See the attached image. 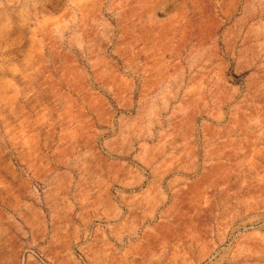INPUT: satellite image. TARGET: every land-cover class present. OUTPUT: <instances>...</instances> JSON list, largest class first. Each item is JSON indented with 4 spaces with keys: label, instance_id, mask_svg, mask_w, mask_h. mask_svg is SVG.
I'll return each mask as SVG.
<instances>
[{
    "label": "rangeland",
    "instance_id": "rangeland-1",
    "mask_svg": "<svg viewBox=\"0 0 264 264\" xmlns=\"http://www.w3.org/2000/svg\"><path fill=\"white\" fill-rule=\"evenodd\" d=\"M0 264H264V0H0Z\"/></svg>",
    "mask_w": 264,
    "mask_h": 264
},
{
    "label": "crops",
    "instance_id": "crops-1",
    "mask_svg": "<svg viewBox=\"0 0 264 264\" xmlns=\"http://www.w3.org/2000/svg\"><path fill=\"white\" fill-rule=\"evenodd\" d=\"M192 163L194 162L195 165H205V168H200L197 167L194 171L196 176L195 177H202L207 176L209 172L211 173V170L215 171V168L212 167L213 165H219V163H222L224 165L225 159L224 158H212V157H206L205 159L199 161V159L192 158L191 159ZM217 170V169H216ZM213 171V172H214ZM222 172H225V169H222ZM191 180L190 182L183 181L184 187H193L194 185H197L201 187V196L205 201V204L202 206H199L200 209L205 210V211H200L197 215H194L193 213L191 215H188L186 210H183V207H178L176 208V220H188L190 222L189 226H186V231L184 233V237L186 238L185 242H179L185 243L188 245L192 244H203V245H213L215 244V238L211 237L208 238L206 232L199 233V230H210L214 229L217 232V235L219 237L222 236L223 231L229 226L231 222L232 215H237L238 213H241L242 211H245V201L244 202H238L236 205H232L231 201V194L228 188H225V182L219 179H213V180H204L201 182V180ZM183 186V185H182ZM210 188H215L218 189L216 194V200L210 199L208 203H206L208 199L207 195V190ZM191 199L194 198L193 194L190 195ZM242 204V205H241ZM254 209H257V206H254ZM233 210V211H232ZM195 220L200 221H209L213 222V225H203V226H198L194 222ZM200 236L202 237V240H200ZM207 237V238H206ZM166 255V256H164ZM150 260H164L168 259L170 261H190V260H196L198 258H193L188 255L187 252H183L181 250H174L173 252L171 251H165L163 252L161 249L156 250L151 252V256L149 258Z\"/></svg>",
    "mask_w": 264,
    "mask_h": 264
}]
</instances>
